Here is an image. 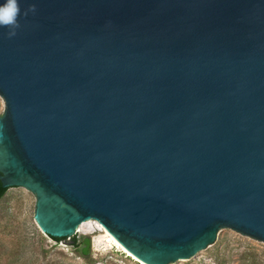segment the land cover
Wrapping results in <instances>:
<instances>
[{"label":"water","instance_id":"1","mask_svg":"<svg viewBox=\"0 0 264 264\" xmlns=\"http://www.w3.org/2000/svg\"><path fill=\"white\" fill-rule=\"evenodd\" d=\"M18 2L0 180L47 237L94 220L146 264L264 243V0Z\"/></svg>","mask_w":264,"mask_h":264},{"label":"rangeland","instance_id":"2","mask_svg":"<svg viewBox=\"0 0 264 264\" xmlns=\"http://www.w3.org/2000/svg\"><path fill=\"white\" fill-rule=\"evenodd\" d=\"M5 102L0 97V116ZM32 192L23 187L10 188L0 202V264H141L125 252L109 250L108 234L93 222L90 254L74 249L73 237L56 243L47 237L34 220ZM114 246V245H112ZM173 264H264V243L231 229H221L216 242L190 260Z\"/></svg>","mask_w":264,"mask_h":264},{"label":"clouds","instance_id":"3","mask_svg":"<svg viewBox=\"0 0 264 264\" xmlns=\"http://www.w3.org/2000/svg\"><path fill=\"white\" fill-rule=\"evenodd\" d=\"M20 13L18 0H0V26H16ZM10 34L14 35L15 33Z\"/></svg>","mask_w":264,"mask_h":264},{"label":"bare ground","instance_id":"4","mask_svg":"<svg viewBox=\"0 0 264 264\" xmlns=\"http://www.w3.org/2000/svg\"><path fill=\"white\" fill-rule=\"evenodd\" d=\"M93 222H91L90 220L83 223L80 227H79V232L80 233H86V234H91L94 232V226H93ZM98 228L100 230H103L101 228V226L98 224ZM104 231V230H103ZM106 232V231H105ZM107 233V232H106ZM108 234V233H107ZM109 237V242H111V245L109 246V250H114L116 249L118 252H125L126 254H128L130 257H132L134 260L140 262L141 264H146L143 261L139 260L137 257H135L133 254H131L128 250H126L113 236H111L110 234H108ZM114 245V246H112Z\"/></svg>","mask_w":264,"mask_h":264},{"label":"trees","instance_id":"5","mask_svg":"<svg viewBox=\"0 0 264 264\" xmlns=\"http://www.w3.org/2000/svg\"><path fill=\"white\" fill-rule=\"evenodd\" d=\"M8 188H4L3 184L0 180V202L3 200V198L6 196L7 192H8ZM52 240H54L56 243L62 242L64 240H66L67 238H54V237H49ZM72 245L74 247V249L79 250L80 248L82 249L83 253L85 255H89L90 254V248H91V240L90 238H81L78 240L77 235L73 237V242Z\"/></svg>","mask_w":264,"mask_h":264}]
</instances>
